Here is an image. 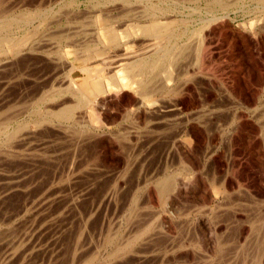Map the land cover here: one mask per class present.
<instances>
[{
	"label": "rangeland",
	"instance_id": "1",
	"mask_svg": "<svg viewBox=\"0 0 264 264\" xmlns=\"http://www.w3.org/2000/svg\"><path fill=\"white\" fill-rule=\"evenodd\" d=\"M78 1L81 4L78 16L73 13L78 10L77 5L56 6L53 23L56 21L57 24L42 26L30 39L29 45L35 44L36 52L26 55L24 60L15 61L12 56L5 55L0 60V66L5 67V70L0 69V264H264V0L262 4L259 0H153L156 7L129 5L135 9L129 13L132 14L129 19L136 17L137 20L126 29L130 34L125 31L120 34L129 38L128 52L133 49L131 53L136 54L127 57L153 59L157 50L150 55L145 48L155 47L160 40L164 41L160 47L163 48L167 43L170 47L176 42V46H180L201 38L203 44L199 56L190 53L195 51L194 47L188 49L180 65L173 68V75H180L175 77L174 84L168 85L173 91L161 84L159 77L155 81V86L160 82L159 90L154 92L157 87L150 86L154 93L151 91L146 101H139L140 97L127 87L120 94L98 91L99 94V86L85 74L83 90L93 102L103 101L95 111L94 122L98 126L92 125L85 108L77 110L73 124L72 121L54 120L49 124L42 122V126L38 124L42 116L35 112V102L43 92L38 88L45 85V94H50L59 86L56 80L70 74L66 69L52 71L55 66L42 58L50 55L51 60L56 61L64 54L65 64L76 61L78 67L90 61L95 73L93 77L102 80L118 72L115 62L120 60L121 51L108 50L107 58L103 59L100 57L107 49L102 55L98 52L104 42L109 45L115 42L117 35L103 31L91 36L94 29L103 30L100 24L99 27L92 26L97 14L91 5L97 1ZM106 1L110 0L101 2ZM23 2L27 4V0H3L1 19L19 22L29 10V14L35 12L41 0H28L30 5L26 6ZM32 2L38 3L32 5ZM220 2L227 8H222ZM71 9L74 11L69 14ZM143 9L156 11L159 18L147 16L146 19L144 16L142 19L138 12ZM119 11L111 14L121 17L123 14ZM72 15L81 17L72 20ZM57 19L61 21L57 22ZM114 22L115 25L118 23ZM26 26L21 30L11 28L14 30L9 32L11 38H20L30 32L25 30ZM66 32L71 33L69 36L75 44L71 40L64 41L68 36ZM86 38L91 46L87 53L82 48ZM38 39L47 47L40 44L43 48H39ZM49 39L55 41L48 43ZM59 47L61 52L56 50ZM40 49L49 51L48 56ZM88 52L92 53L87 62L85 55ZM177 66L180 73H176ZM86 79L89 85L85 84ZM69 97L63 99L71 101L72 97ZM138 102L145 104L142 106ZM54 103L51 102L52 106L48 103L44 109L51 110ZM8 116L11 123H8ZM23 125H26L25 129ZM89 131L91 135L87 133ZM151 132H154V141ZM7 133H15V137L10 140ZM127 136L133 144H129ZM141 136L149 137V142L146 139L147 143H144ZM137 137L143 139L144 144ZM121 143L122 147L118 145ZM164 177L176 181L171 182L172 193L161 196L158 185ZM135 236L139 239L133 241ZM8 241L16 242L15 250L6 244ZM125 244L130 245L126 246L127 252H124ZM122 246L124 248H120ZM118 250L121 253L116 252Z\"/></svg>",
	"mask_w": 264,
	"mask_h": 264
},
{
	"label": "bare ground",
	"instance_id": "2",
	"mask_svg": "<svg viewBox=\"0 0 264 264\" xmlns=\"http://www.w3.org/2000/svg\"><path fill=\"white\" fill-rule=\"evenodd\" d=\"M18 1V0H17ZM33 1V0H32ZM97 2L96 3H93L92 5H91V9L93 10V11H95V13L97 14V15H94V19H95V23L94 24H92V26H98L99 24L101 25L100 27H102L103 28V30H101V28L98 30V29H94L93 30V32L90 34L91 36L92 35H96V34H99L100 32L102 33L103 31H104V33L105 34H108V35H117V38H116V41L115 42H113L111 45H109V44H107L106 42H104L103 44H105V45H101L99 48H98V52H101V55L105 52V49H107V51L109 50V51H117L118 52V50H120L121 51V53H120V55H122L121 56V58H120V60H118L117 62H115L117 65H116V68L118 69V72L115 74V75H113V76H111V77H109V78H107L106 80H102V79H98L97 77H93V74H95L94 73V71L92 70V68H91V64H89V62H88V60H90L89 58H88V56L89 55H91L90 53H92V52H88L89 54L88 55H85L86 57V61L88 62V63H86V64H84V66H81V67H78V65H77V63H76V61H74V62H67L66 64H65V62H63L64 60H63V55L64 54H60L61 55V57L60 58H57L56 59V61H53V60H51V58H50V55L48 56V53H49V51H47V50H45V49H47V48H45V49H43V50H41L42 51V53L44 54H47V56L48 57H45L46 59H41V57H44L42 54H41V52H40V54L42 55L41 57H39L41 60H44L47 64H52L53 66H55V69L54 70H52V71H56L57 72V69H58V71H61L62 69L64 70V69H66V70H68L69 72H70V74H69V76H67V77H64V78H62V79H60L59 81H57L56 80V82H58L59 83V86H57L58 88H53V91L54 92H52V93H50V94H45V92H44V89H45V85L42 87V88H40L39 86V88H38V90L40 89V91L39 92H41V90L43 91L42 92V95H41V97L38 99V101H36L35 102V104L37 105V108H36V110L38 111H35L37 114L39 113V114H41V116H42V118L40 119L39 118V120H38V124L39 125H42V122H48V124H49V122L50 123H53V121L54 120H58V121H60V122H70V121H72V124H73V121H74V119H77V117H75V115H77V114H75V113H77V110H79V109H83V108H85V110L87 109L88 111V113L90 114L89 116H90V122L92 123V125H97V123L96 122H94V118H95V111H96V108L97 107H99V106H101L102 105V103H103V101H99V98H98V101L99 102H101L100 104L101 105H99V102H97V103H95V102H93V100L91 99V97L90 96H88L87 95V93H85V91L83 90L84 88L82 87V85L84 84L83 83V76L85 75V74H87V75H89V76H91L92 78H90V79H92L95 83H96V85L97 86H99V88H98V90H97V93H99L98 91H100V92H103V93H106V92H109L108 94H112V93H115V94H120V91H122V89L123 88H129V89H132L134 92H135V94H136V96L138 95L139 97H140V100L139 101H141V100H143V101H146V100H148V96H149V94L151 93V91H152V88L153 87H151L150 88V86H155V81L159 78V77H161V78H159L158 80H161L160 82H161V84H163V85H170V84H172L173 82H174V80H175V77L176 76H180V75H173V73L175 74V70L173 69L176 65H180V62H182V58H184L183 56H185V54H186V52H187V50L188 49H190L191 50V47H194L193 48V50H195L194 52H190V53H196V55H197V57L199 56V54H200V50H201V47H202V45H201V38L199 39V40H194V41H192V44L191 43H185V45L184 44H181L180 46H178V44H177V46H176V43H175V46H173V47H170V45L171 44H169V43H167V44H169V46L166 44L163 48H160L161 46H162V43L164 42V41H162V40H160V41H158V43H157V45L155 46V47H144L145 49H147L146 50V53H151L153 50H157V52L155 53V56H154V58L152 59H143L144 58V56H143V58L142 59H138L140 56H135V58H137V59H135V58H129V57H127V55H129V54H132L131 53V50H133V49H131L130 50V53L128 52L129 51V49H130V47H131V43L128 41L129 40V38H126V37H124V36H122L120 33H121V31H125L126 32V29H130L131 27H132V25H130V24H132V23H134V20L136 19L137 20V18L136 17H134L135 19H129V18H131V15L129 14L131 11L133 12V10H135V9H133V7L130 9L129 8V5H131L132 4V6L134 5V4H136V5H145V6H151L152 5V7H156V5L157 4H155L154 5V3H153V0H108L109 2H101L100 0H96ZM221 1V0H220ZM231 1V0H230ZM251 1V0H250ZM257 1V0H256ZM259 1H261V4H262V1L263 0H259ZM3 2V0L1 1L0 0V6H1V3ZM21 2V1H20ZM20 2H19V4H20ZM44 2V3H43ZM94 2V1H93ZM17 3V2H16ZM24 3V2H23ZM27 4L26 5H30V3H31V1H30V3L28 2V0H27V2H26ZM33 3H38V2H32V5H33ZM111 5H110V4ZM222 2H220V6L222 7V8H224V9H226L227 8V5H223V4H221ZM224 3V2H223ZM257 3V2H256ZM259 3V2H258ZM14 4V3H13ZM18 4V3H17ZM115 4H116V6H115ZM162 4V3H161ZM160 4V5H161ZM219 4V3H218ZM264 4V3H263ZM24 5H25V3H24ZM25 5V6H26ZM30 6V7H33V6ZM62 6V8L64 7H71V6H76L77 5V7H78V10L77 11H74L73 9H71V10H69V14L72 12V11H74L73 13L74 14H76L77 16H78V14H80V11H81V4H80V2L78 1V0H41V2L39 3V5H38V7L39 8H37V10L35 11V12H31L30 14H29V11H28V14H26V15H24V17H23V15H22V18L19 20V22L17 21V22H15V21H12V20H9V21H7V20H4V18L3 19H1V15H3V14H1L0 15V60H1V58L5 55V56H12L13 58H15V59H13V60H19V59H21V58H23L22 60H24V58H25V56L27 55L28 56V54H30V53H32V52H36L37 51V49H36V45L35 44H33L32 46L33 47H31L29 44L31 43V40L30 39H32V37L34 36V34L35 33H38L39 31H40V29L42 28V26L44 27V25H49L50 23H53V20L55 19V16L56 15H54V13H55V11H54V9L56 8V6L58 7V6ZM135 5V6H136ZM230 5V4H229ZM14 6V5H13ZM20 6H21V4H20ZM140 6H137V8L139 7L140 8ZM233 6H235V5H233ZM99 7H101V10L100 9H98ZM151 7V8H152ZM6 8V7H5ZM12 8V7H11ZM28 8V7H27ZM59 8V7H58ZM61 8V7H60ZM147 8V7H146ZM148 8H150V7H148ZM209 8V7H208ZM219 8V7H218ZM229 8V7H228ZM7 10H8V8H6ZM26 9V8H25ZM24 9V10H25ZM67 9V8H66ZM69 9V8H68ZM120 9V11L118 12V13H122L123 15L121 16V17H117V16H115L114 17V15L113 14H111V13H113V11H115V10H119ZM127 9V10H126ZM128 9H130V10H128ZM160 9V8H159ZM158 9V10H159ZM63 10V9H62ZM61 10V11H62ZM76 10V9H75ZM144 11H139L138 12V14L140 15V17L142 18V17H144L145 16V18L147 19L148 17L147 16H155V17H158V16H156L155 15V13H156V11H154L153 12V10L151 11V10H145V9H143ZM223 10V9H222ZM263 10V9H262ZM2 11H4V10H2ZM53 11H54V13H53ZM58 11V10H57ZM60 11V12H61ZM164 11V10H163ZM26 12V11H25ZM64 12V11H63ZM68 13V11H65V13ZM4 13V12H3ZM21 14L23 13V12H20ZM94 13V14H95ZM120 13V14H121ZM253 13V12H252ZM61 14V13H60ZM119 14V15H120ZM261 14V13H260ZM65 15V14H64ZM62 16L61 15V17H65V16ZM139 15H136V16H138V19H141V18H139ZM142 15V16H141ZM16 16V15H15ZM19 17H21L20 15H18ZM57 16H59V14H57ZM77 16H71V18H72V20H74V19H76V17ZM135 16V15H134ZM73 17H74V19H73ZM81 16H79V17H77V18H80ZM66 19H67V17H65ZM64 18V19H65ZM70 17H69V19H71ZM145 18H142V19H145ZM153 18V17H152ZM151 18V19H152ZM159 18V17H158ZM214 18V17H213ZM217 18V17H216ZM6 19H9V18H6ZM63 19V18H62ZM83 19V18H82ZM4 20V21H3ZM52 22H51V21ZM68 20V19H67ZM77 20V19H76ZM79 20V19H78ZM114 20L115 21H117L118 23L117 24H119V25H115V22H114ZM50 21V22H49ZM60 22L61 21V19L59 20V19H57V22ZM37 22V24H35ZM63 22V21H62ZM71 22V21H70ZM76 22V21H75ZM79 22V21H78ZM77 22V24H79ZM17 23V24H16ZM55 24H57L56 23V21L54 22ZM53 23V24H54ZM73 23V22H72ZM54 24V25H55ZM65 24H68V23H65ZM84 24V23H83ZM178 24V23H177ZM18 25V26H17ZM25 25H27L26 27L27 28H25V30H29L30 32H26L25 33V35L23 36V35H21L22 37H20V38H11V34L9 33V32H11L14 28L13 27H18V29L20 28V30H21V27H23V26H25ZM64 25V24H63ZM57 26H59V25H57ZM116 26H119L120 27V29L118 28V27H116ZM46 28H48L47 26H45ZM99 27V26H98ZM11 28H13L12 30H11ZM30 28H33V29H31L30 30ZM60 28V27H59ZM61 29V28H60ZM64 28H62L61 30H63ZM22 30H23V28H22ZM27 30V31H28ZM14 31V30H13ZM17 31V30H16ZM59 31V30H58ZM23 32V31H22ZM62 32H64V31H62ZM62 32H59V34L60 33H62ZM124 32V33H125ZM200 32V31H199ZM15 33V32H14ZM13 33V34H14ZM17 33H18V31H17ZM24 33V32H23ZM49 33V32H48ZM67 33V32H66ZM123 33V34H124ZM127 33V32H126ZM194 33V32H193ZM195 33H198V32H195ZM4 34H6L7 36H4ZM19 34V33H18ZM65 34V33H64ZM63 34V35H64ZM68 34V36L64 39V41L67 39V41H70L71 40V37L69 36L71 33H67ZM67 34H65V36L67 35ZM73 34V33H72ZM127 34H130V33H127ZM199 34V33H198ZM198 34H195V36L196 35H198ZM46 35V34H45ZM61 35V34H60ZM193 35V34H192ZM200 35V34H199ZM18 36V35H17ZM56 36V35H55ZM72 36V35H71ZM194 36V37H195ZM13 37H15V36H13ZM35 37V36H34ZM51 37V36H50ZM50 37H48V38H50ZM58 37V36H57ZM59 37H61V36H59ZM73 37V36H72ZM124 37V38H123ZM178 37V36H177ZM176 37V38H177ZM193 37V36H192ZM198 37V36H197ZM39 38V37H38ZM42 38V37H41ZM74 38V37H73ZM72 38V39H73ZM168 38V37H167ZM36 39V38H35ZM46 40L47 39V37L46 38H43L42 40ZM75 39H76V37H75ZM75 39H74V41H75ZM123 39V40H122ZM162 39V38H161ZM169 39H170V37H169ZM169 39H167L168 41H169ZM180 39V38H179ZM196 39V38H195ZM40 40V41H39ZM50 40H52V39H49L48 40V43H49V41ZM60 40H63V39H60ZM77 40V39H76ZM173 40H175V39H173ZM37 41V40H36ZM53 41H55V40H52L51 42H53ZM59 41V40H58ZM72 42L71 43H73V44H75L74 42H73V40H71ZM83 41V40H82ZM81 41V42H82ZM89 40H88V38H86V39H84V41H83V43H84V46L82 45V48L86 51V53H87V51H88V49L91 47L90 46V43L88 42ZM123 41H125L123 44L121 43V42H123ZM171 41V40H170ZM176 41V40H175ZM175 41H173V42H175ZM35 42V41H34ZM38 42H39V44H38ZM38 42H36L37 43V45H39L40 46V44H44V43H40V42H42L41 41V39H38ZM50 42V43H51ZM57 42V41H56ZM46 43H47V41H46ZM48 43L46 44V45H48ZM172 43V42H171ZM52 44V43H51ZM54 44V43H53ZM58 44H59V42H58ZM61 44V43H60ZM59 44V45H60ZM64 44H66V43H64ZM77 44V43H76ZM203 44V43H202ZM56 45V44H55ZM59 45H57L56 46V48L59 46ZM72 45V44H71ZM183 45V46H182ZM42 46H45V44L44 45H42ZM42 46H40L39 48H43ZM49 46V45H48ZM51 46V45H50ZM61 46V45H60ZM68 46H70V43L68 44ZM45 47H47V46H45ZM62 47V46H61ZM71 47V46H70ZM77 47H79L78 45H77ZM98 47V46H97ZM38 48V49H39ZM60 48V47H59ZM81 48V47H80ZM30 49V50H29ZM49 49H51V48H48V50ZM53 49H55V46H54V48ZM69 49V48H68ZM83 49L81 50L82 51V53H84V51H83ZM28 50H29V52H28ZM56 50H61V48L60 49H56ZM56 50H54L55 52H56ZM70 50V49H69ZM134 50H136V49H134ZM142 50V49H141ZM53 51V50H52ZM76 51V50H75ZM75 51H73V52H75ZM105 52V54H104V56L103 57H100V59H103V58H107V56H108V54H109V51L108 52ZM61 52V51H60ZM77 52V51H76ZM76 52L74 53V55H76ZM79 52V51H78ZM98 52H96L95 53V56L98 54ZM136 52V51H135ZM51 54V53H50ZM53 54H54V52H53ZM56 54V53H55ZM58 54V53H57ZM78 54V53H77ZM117 54V53H116ZM115 54V55H116ZM133 54H136V53H133ZM133 54L131 55V56H133ZM148 54V55H149ZM193 54V55H194ZM52 55V54H51ZM79 55V54H78ZM81 55V54H80ZM84 55V54H83ZM101 55H98V56H101ZM119 55V56H120ZM142 55H145V54H142ZM150 55H152V54H150ZM149 55V56H150ZM188 55V54H187ZM190 55V54H189ZM196 55H194V56H196ZM30 56V55H29ZM32 56V55H31ZM29 57V58H32V57ZM35 56V55H34ZM33 56V57H34ZM38 56V55H37ZM53 56V55H52ZM65 56V55H64ZM117 56V55H116ZM54 57L55 56H53V59H54ZM59 57V56H58ZM77 57V56H76ZM80 57H82V55L80 56ZM118 57V56H117ZM146 57H148V56H146ZM191 57V56H190ZM196 57V58H197ZM186 58V57H185ZM195 58V57H194ZM27 59H28V57H27ZM35 59H36V57H35ZM80 59V58H79ZM29 60V59H28ZM184 60V59H183ZM189 60V59H188ZM191 60V59H190ZM5 62H7L8 61V59H7V61L6 60H4ZM12 61V60H11ZM35 61V60H34ZM65 61H67V60H65ZM193 61V60H192ZM3 62V61H2ZM19 62H22V61H19ZM18 62V63H19ZM30 62V61H29ZM4 63V62H3ZM9 63V62H8ZM17 63V62H16ZM192 63V62H191ZM195 63V62H194ZM7 64V63H6ZM1 67L3 68V69H1ZM9 67V66H8ZM20 67V66H19ZM51 67V66H50ZM206 67V66H205ZM14 68V67H13ZM16 68V67H15ZM52 69H53V67H51ZM178 68H180V67H178L177 66V68H176V73H178L179 71H177L178 70ZM0 69L1 70H5V67H3V66H0ZM9 70V69H8ZM14 70V69H13ZM25 70V69H24ZM21 71V70H20ZM23 71V70H22ZM89 71H93L92 73H88ZM180 73V72H179ZM29 74V73H28ZM17 75V74H16ZM15 76V75H14ZM20 76V75H19ZM28 76V75H27ZM42 77V76H41ZM80 78H82V80L80 81L79 79ZM178 78V77H177ZM176 78V79H177ZM193 78V77H192ZM49 79V78H48ZM89 79V80H90ZM21 80V79H20ZM19 80V81H20ZM42 80V79H41ZM45 80V79H44ZM52 81H53V79H51ZM49 81V80H48ZM80 81V82H79ZM91 81V80H90ZM190 81V80H189ZM160 82H158V86H155V88L157 87V89H156V91H154V92H157L159 89H158V87H159V83ZM188 82V81H187ZM23 84V83H22ZM39 84V83H38ZM85 84L87 85H89V82H87V79H86V81H85ZM154 84V85H153ZM174 84V83H173ZM35 85V84H34ZM31 87V86H30ZM169 87V86H168ZM155 88L153 89V90H155ZM162 88V87H161ZM163 88H164V86H163ZM167 88V87H166ZM170 88V87H169ZM175 88V87H174ZM173 88V89H174ZM170 90L171 91H173L171 88H170ZM184 90V89H183ZM52 91V90H51ZM92 91V90H91ZM182 91V90H181ZM153 92V91H152ZM153 92V93H154ZM179 93H181V92H179ZM1 94V93H0ZM92 94H95V92H92ZM100 94V93H99ZM107 94V95H108ZM175 94H177V93H175ZM43 96V97H42ZM67 97L68 96V98L70 99V97L69 96H71L72 97V100L71 101H67L66 99H63L64 97ZM2 97V96H1ZM138 98V97H137ZM63 99V101L61 102V103H58V101H60V100H62ZM105 99V98H104ZM64 100H66V101H64ZM97 100V99H96ZM94 101H95V99H94ZM15 102V101H14ZM51 102H55L54 103V106L56 105V107H54L53 106V108L51 109V110H49V108H46V109H48V110H46V109H44V106L46 105L47 106V104L49 103V105H51ZM1 103V102H0ZM139 103H141V102H138V104ZM42 104H44L43 105V107L41 106ZM145 103L143 102V105H144ZM155 104V103H154ZM141 105H142V103H141ZM140 105V106H141ZM142 105V106H143ZM157 105V104H156ZM156 105H155V107H156ZM34 106V105H33ZM45 106V107H46ZM52 106V105H51ZM149 106V105H148ZM147 106V107H148ZM28 107V106H27ZM150 107V106H149ZM232 107V106H231ZM230 107V108H231ZM11 108L13 109V107L11 106ZM15 108V107H14ZM23 108V107H22ZM234 108H235V106H234ZM8 109V108H7ZM150 109H151V107H150ZM149 109V110H150ZM154 109V108H153ZM153 109H151V110H153ZM26 110V109H25ZM219 110V109H218ZM223 111V110H222ZM236 111V110H235ZM258 111V110H257ZM34 112V111H33ZM81 112V111H80ZM149 112V111H148ZM207 112V111H206ZM209 112V111H208ZM216 112V111H215ZM224 112V111H223ZM226 112V111H225ZM230 112V111H229ZM260 112V111H259ZM201 113V112H200ZM205 113V112H204ZM263 113V112H262ZM85 114V113H84ZM203 114V113H202ZM220 114H221V112H220ZM257 114H258V112H257ZM256 114V115H257ZM13 115V114H12ZM21 115V114H20ZM33 115V114H32ZM87 116H88V114H86ZM211 115V114H210ZM217 115V114H216ZM222 115V114H221ZM11 116V115H10ZM38 116V115H37ZM78 116V115H77ZM80 116V115H79ZM212 116V115H211ZM218 116V115H217ZM9 117V116H8ZM86 117V116H85ZM85 117H84V120H85ZM163 117V116H162ZM210 117V116H209ZM11 117H9V121L11 120L10 119ZM83 118V117H82ZM194 118V117H193ZM88 119V120H89ZM93 119V120H92ZM176 119V118H175ZM197 119V118H196ZM202 119V118H201ZM200 118H199V120H201ZM80 120V119H79ZM87 120V119H86ZM85 120V121H86ZM92 120V121H91ZM180 120V119H179ZM182 120V119H181ZM211 120V119H210ZM202 121V120H201ZM5 123L7 122V120L6 121H4ZM29 122V121H28ZM28 122H26L27 124H29ZM36 122V121H35ZM75 122L77 123V121L75 120ZM81 122V121H80ZM83 122V121H82ZM87 122V121H86ZM8 123H11V121L10 122H8ZM33 123H34V121H33ZM33 123H32V125H33ZM41 123V124H40ZM78 123H79V121H78ZM170 123H171V121H170ZM174 123V122H173ZM173 123L171 124V125H173ZM184 123V122H183ZM198 123V122H197ZM208 123V122H207ZM258 123V122H257ZM4 124V123H3ZM18 124V123H17ZM23 124H25V123H23ZM26 124V125H27ZM46 124V123H45ZM163 124V123H162ZM168 124V123H167ZM203 124V123H202ZM25 125V126H26ZM30 125V124H29ZM37 125V124H36ZM44 125V124H43ZM42 125V126H43ZM87 125V124H86ZM171 125H169V126H171ZM262 125V124H261ZM22 126V125H21ZM24 126V125H23ZM25 126L23 127L24 129H25ZM61 126V125H60ZM63 126V125H62ZM98 126V125H97ZM165 126V125H164ZM178 126V125H177ZM1 127V126H0ZM3 127V126H2ZM6 127H7V125H6ZM18 127H20L19 125H18ZM29 127V126H28ZM39 127V126H38ZM141 127V126H140ZM168 127V126H167ZM175 127H176V125H175ZM175 127H172V128H175ZM179 127V126H178ZM235 127V126H234ZM8 128H9V124H8ZM17 127H15L14 129H16ZM20 128H22V127H20ZM27 128V127H26ZM86 128V127H85ZM98 128V127H97ZM100 128V127H99ZM135 128V127H134ZM3 129V128H2ZM95 129V128H94ZM178 128H176V130H177ZM181 129V128H180ZM263 129V128H262ZM261 129V130H262ZM1 130V129H0ZM18 130H19V128H18ZM23 132H24V130L23 129H21ZM34 130V129H33ZM170 130V129H169ZM171 130H173V129H171ZM7 131V130H6ZM15 130H13V132H14ZM17 131V130H16ZM58 131H59V129H58ZM57 131V132H58ZM63 131V130H62ZM87 131V130H86ZM157 131V130H156ZM166 131V130H165ZM168 131V130H167ZM179 131V130H178ZM263 131V130H262ZM12 132V133H13ZM64 132H65V130H64ZM81 132V131H80ZM143 132V131H142ZM164 132V131H163ZM175 132V131H174ZM173 132V133H174ZM84 133V132H83ZM89 135H91V133H90V131L89 132H87ZM98 133V132H97ZM131 133V132H130ZM130 133H128V135L130 136ZM134 133V132H133ZM152 133H154V132H151V139H152ZM156 133V132H155ZM162 133V132H161ZM169 133H171V132H169ZM173 133L171 134V135H173ZM4 134V133H3ZM6 134V133H5ZM8 134V133H7ZM16 134H18V133H16ZM80 134V133H79ZM86 134V133H85ZM87 134V135H88ZM127 134V133H126ZM126 134H123L124 136L126 135ZM139 134L140 135H143L144 133H137V135L139 136ZM146 134H147V132H146ZM157 134H158V131H157ZM175 134V133H174ZM179 134V133H178ZM0 135H1V133H0ZM9 135V134H8ZM8 135H3L5 138H10V140H11V138L13 139L14 137H15V133L14 134H10L9 136ZM23 135V134H22ZM28 135H30V134H28ZM32 135V134H31ZM49 135V134H48ZM122 135V136H123ZM165 135V134H164ZM8 136V137H7ZM82 136H84V134L82 135ZM82 136H81V138H82ZM94 136V135H93ZM97 136V135H96ZM116 136V135H115ZM118 136V135H117ZM123 136V137H124ZM134 136V135H133ZM143 136H145V135H143ZM143 136H141V137H143ZM148 136V135H147ZM146 136V139L147 138H149V137H147ZM160 136V135H159ZM177 136V135H176ZM1 137V136H0ZM18 137H20V136H18ZM70 137V136H69ZM74 137L76 138L77 136H75L74 135ZM98 137V136H97ZM4 138V139H5ZM16 138H17V136H16ZM41 138V137H40ZM58 138V137H57ZM71 138V137H70ZM74 138V139H75ZM78 138V137H77ZM81 138H80V141H81ZM84 138H86V136H84ZM90 138V137H89ZM91 138H93V137H91ZM127 138H128V140H130V138L127 136ZM126 138V139H127ZM136 138V137H135ZM138 139L140 138V137H137ZM144 138V137H143ZM158 137H156V139H157ZM21 139V138H20ZM29 139V138H28ZM73 139V138H72ZM79 139V138H78ZM77 139V141L79 142V140ZM87 139V138H86ZM94 139H96L95 138V136H94ZM94 139H92L91 141L93 142L94 141ZM124 140L123 141H125V138H123ZM133 139V138H132ZM146 139L144 138V140L146 141ZM173 139L175 140V138L173 137ZM177 139V138H176ZM7 139H5V141H6ZM65 140V139H64ZM120 140V139H119ZM119 140H117V141H119ZM128 140H127V142H128ZM143 140V139H142ZM142 140H140L139 139V141H142ZM143 140V141H144ZM148 140V139H147ZM149 140H150V138H149ZM149 140H148V142H149ZM153 141H154V139H152ZM0 141H2V139L0 140ZM4 141V140H3ZM66 141H68L67 140V138H66ZM72 141H74V140H72ZM84 141H86V140H84ZM122 141V142H123ZM143 141H142V143L141 144H144V143H147V141L146 142H144L143 143ZM170 141V140H169ZM71 142V141H70ZM70 142H69V144H70ZM75 142H76V140H75ZM83 142V141H82ZM90 142V141H89ZM88 142V143H89ZM126 142V143H127ZM134 142V141H133ZM12 143V142H11ZM16 143V142H15ZM72 143V142H71ZM81 143V142H80ZM84 143V142H83ZM120 143V142H119ZM125 143V142H124ZM135 143H136V141H135ZM134 143V144H135ZM72 144H74V143H72ZM84 144H86V143H84ZM129 144H133V143H131V140H130V142H129ZM140 144V143H139ZM172 144V143H171ZM4 145V144H3ZM77 145V144H76ZM82 145V144H81ZM80 145V146H81ZM92 145V144H91ZM118 145H122V143L121 144H118ZM117 145V146H118ZM123 145H125V144H123ZM128 145V144H127ZM148 145V144H147ZM184 145V144H183ZM84 146H86V145H84ZM129 146V145H128ZM132 146V145H131ZM134 146V145H133ZM140 146V145H139ZM39 147V146H38ZM73 147V146H72ZM122 147V146H121ZM125 147V146H124ZM186 147V146H185ZM74 149H75V147H73ZM78 148V147H77ZM126 148V147H125ZM142 148V147H141ZM148 148V147H147ZM121 149V148H120ZM131 149V148H130ZM32 150V149H31ZM66 150V149H65ZM86 150V149H85ZM8 151V150H7ZM45 151V150H44ZM74 151H76V150H74ZM61 152V151H60ZM124 152V151H123ZM127 152V151H126ZM131 152V151H130ZM182 153V152H181ZM4 154V153H3ZM2 154V155H3ZM8 154V153H7ZM17 154V153H16ZM69 154V153H68ZM127 154V153H126ZM129 154V153H128ZM1 155V154H0ZM9 155V154H8ZM7 156V155H6ZM17 156V155H16ZM22 156V155H21ZM32 156V155H31ZM128 156V155H127ZM13 157V156H12ZM43 157V156H42ZM66 157H67V155H66ZM66 157H64V158H66ZM77 157V156H76ZM2 158V157H1ZM44 158H46L45 157V155H44ZM57 158V157H56ZM137 158V157H136ZM179 158V157H178ZM3 159V158H2ZM128 159V158H127ZM23 160V159H22ZM42 160V159H41ZM40 160V161H41ZM45 160V159H44ZM54 160V159H53ZM72 160V159H71ZM5 161H6V159H5ZM70 161V160H69ZM86 161V160H85ZM125 161V160H124ZM87 162V161H86ZM137 162V161H136ZM49 163V162H48ZM65 163V162H64ZM63 163V164H64ZM52 164H54V163H52ZM44 165V164H43ZM75 165H76V163H75ZM89 165V164H88ZM140 165V164H139ZM182 166H183V164H181ZM28 166V165H27ZM123 166V165H122ZM181 166V167H182ZM76 167V166H75ZM95 167V166H94ZM23 168V167H22ZM51 169H52V166L50 167ZM60 168V167H59ZM127 168V167H126ZM133 168V167H132ZM191 168V167H190ZM27 169V168H26ZM37 169V168H36ZM50 169V170H51ZM69 169V168H68ZM71 169V168H70ZM128 169V168H127ZM137 169V168H136ZM183 169V168H182ZM188 169V168H187ZM194 169V168H193ZM189 170V169H188ZM191 170V169H190ZM125 171H126V169H125ZM9 172V171H8ZM62 172V171H61ZM60 172V173H61ZM73 172V171H72ZM189 172V171H188ZM192 172V171H191ZM62 173H64V171L62 172ZM50 174V173H49ZM121 174V173H120ZM185 174V173H184ZM26 175V174H25ZM31 175V174H30ZM62 175V174H61ZM191 175H192V173H191ZM28 176V175H27ZM64 176V175H63ZM117 176V175H116ZM12 177V176H11ZM41 177V176H40ZM192 177V176H191ZM20 178V177H19ZM173 179V178H172ZM5 180V179H4ZM24 180V179H23ZM100 180V179H99ZM112 180V179H111ZM171 180V177L169 178H167L166 177V179H165V177H164V179L163 180H161V183L158 185V191H159V194L162 196V195H167V193H169L170 192V190L172 189V188H174V187H172V184H171V182L173 181V180H175V179H173L172 181H170ZM188 180V179H187ZM190 180V179H189ZM193 180V179H192ZM192 180H190V181H192ZM69 181V180H68ZM95 181V180H94ZM93 181V182H94ZM176 181V180H175ZM174 181V182H175ZM10 182H11V180H10ZM55 182V181H54ZM53 182V183H54ZM113 182V181H112ZM212 182V181H211ZM33 183H35V182H33ZM66 183V182H65ZM65 183H64V185H65ZM81 184V183H80ZM97 184V183H96ZM192 184V183H191ZM209 184V183H208ZM59 185V184H58ZM92 185V184H91ZM90 185V186H91ZM94 185V184H93ZM93 185H92V187H93ZM196 185V184H195ZM30 186V185H29ZM174 186V185H173ZM179 186V185H178ZM177 186V187H178ZM46 187V186H45ZM59 187H61V186H59ZM64 187V186H63ZM157 187V186H156ZM176 187V188H177ZM122 188V187H121ZM190 188V187H189ZM30 189V188H29ZM156 189V188H155ZM179 189H180V187H179ZM10 190V189H9ZM8 190V191H9ZM20 190V189H19ZM79 190V189H78ZM172 190H174V189H172ZM26 191V190H25ZM24 191V192H25ZM59 191V190H58ZM102 191V190H101ZM179 191V190H178ZM7 192V191H6ZM68 192V191H67ZM150 192V191H149ZM173 192H175V191H173ZM106 193H108V195H109V193L110 192H106ZM148 193V192H147ZM170 193H172V192H170ZM107 195V196H108ZM53 196V195H52ZM56 196V195H55ZM58 196V195H57ZM59 196H60V194H59ZM87 196V195H86ZM48 197V196H47ZM169 197V196H168ZM44 198V197H43ZM53 198V197H52ZM81 198V197H80ZM111 198V197H110ZM170 198V197H169ZM29 199H31V198H29ZM57 199V198H56ZM76 199V198H75ZM168 199V198H167ZM33 200V199H32ZM45 201V200H44ZM51 201V200H50ZM76 201H78V200H76ZM76 201H74V203L76 202ZM138 201V200H137ZM55 202V201H54ZM96 202V201H95ZM135 202V201H134ZM88 203V202H87ZM52 204V203H51ZM69 204V203H68ZM72 205V204H71ZM82 205V204H81ZM84 205V204H83ZM47 206V205H46ZM109 206V205H108ZM167 207V206H166ZM84 208V207H83ZM87 209V208H86ZM91 209V208H90ZM113 209V208H112ZM134 209V208H133ZM30 211V210H29ZM38 211V210H37ZM48 211V210H47ZM50 211H51V208H50ZM61 211V210H60ZM91 211V210H90ZM3 212V211H2ZM6 212V211H5ZM58 212V211H57ZM71 212V211H70ZM92 212V211H91ZM76 213V212H75ZM35 214V213H34ZM33 215V214H32ZM181 215V214H180ZM69 216H70V214H69ZM64 217V216H63ZM87 217V216H86ZM41 219V218H40ZM89 219V218H88ZM85 221V220H84ZM38 222V221H37ZM89 222V221H88ZM34 223H35V221H34ZM99 223V222H98ZM260 223H262V221L260 222ZM61 224V223H60ZM154 224H156V222L154 223ZM264 224V223H263ZM30 225V224H29ZM34 225V224H33ZM38 225V224H37ZM148 225V224H147ZM153 225V224H152ZM78 226V225H77ZM86 226V225H85ZM145 226V225H144ZM175 226V225H174ZM15 227V226H14ZM50 227V226H49ZM66 227V226H65ZM156 227H157V225H156ZM152 228V227H151ZM158 228V227H157ZM28 229V228H27ZM8 230V229H7ZM90 230V229H89ZM137 230H140V229H137ZM177 230V229H176ZM261 230H262V228H261ZM30 231V230H29ZM42 231V230H41ZM57 231V230H56ZM143 233H144V231L143 230H141ZM141 231H140V233H141ZM157 231H159V230H157ZM161 231V230H160ZM134 232V231H133ZM139 232V231H138ZM176 232V231H175ZM17 233V232H16ZM82 233V232H81ZM158 233V232H157ZM21 234V233H20ZM95 234V233H94ZM163 234V233H162ZM260 234V233H259ZM35 235V234H34ZM141 235V234H140ZM140 235H138V236H140ZM152 235V234H151ZM263 235V234H262ZM10 236H12V235H10ZM14 236L15 235H13V238H14ZM27 236V235H26ZM108 236H110V235H108ZM137 236V237H138ZM153 236V235H152ZM3 237H5V236H3ZM6 237H8V236H6ZM22 237V236H21ZM263 237V236H262ZM8 238H10V237H8ZM12 238V237H11ZM15 238L17 239V237L15 236ZM23 238V237H22ZM21 238V239H22ZM140 238H141V236H140ZM4 239V238H3ZM112 239V238H111ZM131 239V238H130ZM139 239V237L136 239V236H135V239H133V241H135V240H138ZM144 239H146V238H144ZM150 239V238H149ZM19 240V239H18ZM91 240V239H90ZM190 240V239H189ZM6 241V240H5ZM5 241H4V243H5ZM20 241V240H19ZM22 242H24L23 240H21ZM107 241H112V240H107ZM21 242V243H22ZM225 242V241H224ZM7 243H9V241L8 242H6V244ZM16 243V242H15ZM15 243H14V241H12L11 243H9L10 244V246H12V248H13V250H15V248H14V246L13 245H15ZM82 243V242H81ZM90 243V242H89ZM143 243V242H142ZM166 243H167V241H166ZM181 243V242H180ZM24 244V243H23ZM22 244V245H23ZM119 244V243H118ZM130 244V243H129ZM129 244H125V249H126V251H124V252H127V247H130V245ZM154 244V243H153ZM18 245V244H17ZM17 245L15 246V247H17ZM22 245H21V247H22ZM128 245V246H127ZM10 246H9V250H12V249H10ZM124 246V245H123ZM120 247V248H124V247ZM127 246V247H126ZM19 247V246H18ZM83 248V247H82ZM169 248H171V247H169ZM173 248V247H172ZM171 248V249H172ZM118 249V248H117ZM19 250V249H18ZM98 250V249H97ZM120 251H123V250H121V249H119ZM116 251V252H120V251ZM146 251V250H145ZM259 251V250H258ZM168 252V251H167ZM224 252V251H223ZM263 252V251H262ZM16 253V252H15ZM121 253V252H120ZM95 254V253H94ZM117 254H119V253H117ZM116 254V255H117ZM10 255V254H9ZM14 255H16V254H14ZM14 255H12V256H14ZM113 255V254H112ZM111 255V256H112ZM122 255V254H121ZM88 256V255H87ZM93 256V255H92ZM129 256V255H128ZM131 256V255H130ZM223 256V255H222ZM3 257V256H2ZM118 257V256H117ZM124 257V256H123ZM86 259V258H85ZM91 259V258H90ZM96 259V258H95ZM143 259V258H142ZM244 259V258H243ZM258 259V258H257ZM256 259V260H257ZM93 262V261H92ZM82 263V262H81ZM86 263V262H85ZM85 263H82V264H85ZM169 263V262H168ZM78 264V263H77ZM86 264H89V263H86ZM259 264V263H258Z\"/></svg>",
	"mask_w": 264,
	"mask_h": 264
}]
</instances>
